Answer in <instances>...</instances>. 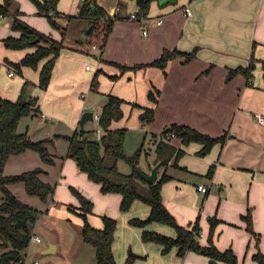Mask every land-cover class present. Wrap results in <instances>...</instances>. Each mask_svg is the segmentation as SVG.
Listing matches in <instances>:
<instances>
[{"label":"crops","instance_id":"obj_1","mask_svg":"<svg viewBox=\"0 0 264 264\" xmlns=\"http://www.w3.org/2000/svg\"><path fill=\"white\" fill-rule=\"evenodd\" d=\"M81 1L59 0L62 15L57 20L61 25L68 26L72 20L69 15L79 17ZM22 2L29 6L27 0ZM99 3L109 15L117 16L102 54L98 55L91 45L66 43L68 47L62 49L47 88L39 85L45 60L38 69L24 66L22 74L5 63V58L20 61L35 47H7L3 39L19 36L20 32L12 29L9 16L0 18V96L16 100L24 82H31L29 94L39 97L40 111L23 117L18 131L33 140L53 138L47 143L52 161L28 149L11 155L4 172L13 175L40 167L41 179L56 186L46 201L29 194L24 182L11 183L9 188L42 212L74 220L82 233L84 222L74 208L79 209L83 201L72 190L76 188L94 203L89 214L93 226L102 228L105 215L117 218L113 249L119 264L130 256L134 257L132 264H228L194 250L180 255L179 247L165 253L162 244L144 241V228L131 224L130 219L148 217L150 205L136 200L130 210L122 211V194L102 192L101 184L90 179L78 162L67 155L69 139L55 136L72 135L80 128L98 129L95 118L81 126L82 114L86 110L100 113L106 94L112 93L127 100L122 105L124 117L113 121V128L130 127L128 121L133 115L140 119L143 107L150 106L155 108L156 117L144 124L140 119L139 125L145 126L144 137L147 133L157 136L170 131L167 128L171 129L173 123L192 126L214 137L227 134L225 142L216 143L207 154L200 153L203 145L199 142L183 145L176 136L170 139L184 152L159 169V177L162 173L171 176L162 187L164 204L180 225L192 227L198 221L200 244L214 243L220 250L233 249L239 264H261L254 255L264 254V126L255 114L264 113V64L257 63L251 81L241 72L230 75V70L248 66L253 52L264 59V0H176L164 5L154 1L143 19L130 18L139 11L137 0H99ZM186 5L192 7V16L186 14ZM28 6L27 12L32 14L28 16L22 9L24 20L62 39V32L46 16L33 15L38 11L36 4ZM160 18L163 22L158 24ZM166 48L187 52L198 49L190 61L185 62L184 56L175 57L165 70L147 66L122 74L118 65L109 62L128 66L148 63L159 58ZM90 59L94 62L87 68ZM98 71V84L94 87L93 78ZM112 75L119 77L115 79ZM154 88L160 90L157 102L149 97ZM211 166L212 177L208 176ZM146 172H151L150 166ZM202 184L208 187L207 192L198 189ZM3 197L0 191V202ZM247 215L251 216L254 232L248 228ZM214 217L217 221L212 227ZM31 228L42 241L31 242L26 249L28 263L51 264L53 257L61 254L65 257L62 264H96V250L84 239L51 237L44 243L38 226L32 224ZM145 228L171 236L177 234L174 227L160 222H152ZM5 250L0 244V257ZM130 250L138 255H132ZM32 253L36 255L34 259H30Z\"/></svg>","mask_w":264,"mask_h":264},{"label":"trees","instance_id":"obj_2","mask_svg":"<svg viewBox=\"0 0 264 264\" xmlns=\"http://www.w3.org/2000/svg\"><path fill=\"white\" fill-rule=\"evenodd\" d=\"M16 0H0V18L12 16V27L20 32L19 36L10 35L3 39L5 45L12 49H24L35 47V50L27 53L20 61H12L5 58V63L18 74L23 73L24 66H30L38 69L42 61L45 60L40 71L39 85L47 88L50 84L54 67L61 55L62 49L68 47L65 38L68 34V26L61 25L57 17L61 16L58 10L59 0H32L38 7L40 14L45 15L50 23L62 32V39L41 31L22 18L20 10H13ZM161 0H137L140 8L137 12L139 18L147 15L152 2ZM107 10L99 3V0H83L79 10V17L86 20L94 29L99 28L103 31L98 41L102 51L106 45L110 33L112 32L115 18H106ZM69 18L75 17L69 15ZM96 41L88 42L91 46ZM255 47V44H254ZM197 49L192 51H182L177 48L164 49L162 55L148 63H139L133 66L123 65L113 61L122 70V74L127 70H137L147 66L160 67L165 70L170 60L178 56H184L185 62L190 61L197 55ZM102 54V53H101ZM98 54V55H101ZM264 59H259L253 52L251 62L248 66H238L230 70V75L243 73L248 80L254 76L257 63ZM99 71L93 78V86L98 84ZM112 78H118L119 75H112ZM32 83L25 81L22 87L21 95L16 100H11L0 96V191L4 193L3 201L0 202V244L6 248L0 257V264H30L26 261L25 252L31 244L32 224H34L40 211L30 204L22 201L10 188L9 184L14 182H24L26 190L31 195H37L46 201L54 194L56 186L41 179L42 168L37 167L19 174L7 175L4 172L6 162L13 154L22 153L28 149L36 150L46 161H52V154L47 143L53 141V138L42 140H33L27 133L18 131L21 119L31 114H38L40 111L39 97L29 94ZM149 92V97L154 102L158 101L160 90L154 88ZM28 93L27 101H23V96ZM127 100L114 95L106 94V101L100 112L99 126L103 133L100 139L96 137L95 129H76L72 135H56L55 137H67L69 139L68 156L78 162L82 171L88 173L93 181L101 184V190L104 193L122 194L121 210L128 211L136 200L143 201L150 205L151 211L148 217H134L130 223L143 227L142 238L144 241H152L162 244L163 251L169 252L173 247H179V254L184 255L188 250H194L211 257L214 260L225 261L228 264H239L238 257L233 249L220 250L214 243L202 245L198 239L200 226L198 221L192 226L180 225L175 216L164 204L162 187L165 181L171 178L167 173H162L155 182L145 180L139 169L140 158L144 150V143L139 150L128 155L125 151V141L128 128H113L112 123L124 117L123 104ZM138 106L137 103H132ZM156 111L154 107L144 106L140 114L142 123H151L155 120ZM175 133L183 145H189L192 142H199L203 145L200 153L207 154L218 142H225L227 134L214 137L210 134L199 131L198 129L179 123L171 124L170 131L162 132V135ZM147 133L145 139H147ZM152 134V138L155 137ZM151 149H146L149 152ZM184 150L170 140H159L155 148L156 158L153 166L160 164V167L168 166L169 162L175 158V161L183 154ZM120 159L127 160L132 166L131 173H124L120 170L118 162ZM214 167L211 166L208 176L212 177ZM74 193L82 198V206L74 210L82 217L83 227L82 236L85 242L91 244L96 250V264H119L116 260L113 244L115 233L118 227V220L111 216H103L104 226L97 228L89 221V214L93 212L94 203L91 200L85 201L82 193L72 187ZM42 212V211H41ZM249 222L248 228L254 232L251 216L247 215ZM212 227L215 226L217 218H212ZM152 222H160L170 225L176 229V236L167 235L159 231L145 228ZM133 256L124 264H132ZM261 264H264V254L257 252L254 255Z\"/></svg>","mask_w":264,"mask_h":264},{"label":"rangeland","instance_id":"obj_3","mask_svg":"<svg viewBox=\"0 0 264 264\" xmlns=\"http://www.w3.org/2000/svg\"><path fill=\"white\" fill-rule=\"evenodd\" d=\"M27 3L29 4V6L31 5L35 7V3L32 0H27ZM27 6L28 5L25 2H22V0H19V1L16 0L13 10H20L22 13L21 15L22 18H23V15L25 14V11L28 16H31L32 13L27 12ZM22 9L25 11H23ZM39 14H40L39 11H37V13L33 12V15L35 16H38ZM40 15H43V14H40ZM74 16L75 17H72V20L68 22V36H67L66 43L71 44V45L80 43L82 45L84 44L85 46L90 45L88 44V42H90L91 40H94L97 43L100 40V37L102 36L103 31L100 30L99 28H96L94 29L92 34L90 33L88 34L86 31L90 27L89 23L80 17H76V15ZM9 17L10 19H12V22H13V17L12 16H9ZM93 62L94 60L90 59L89 61L86 62V65H93ZM139 121L140 119L136 118L134 115L130 119V121H128V124L130 127H128V131H127V136H126V141H125V151L128 155H133L139 150V148L144 143V150L140 158V167L143 171L146 172L148 170V167L154 164V160L156 158V153H155L156 146H154L150 141L151 140L150 138H152L151 133L147 136V139H145L144 131H143L145 126H142L141 124L139 125ZM146 149H151V150L148 153ZM118 164L122 172L124 173L132 172V166L127 160L120 159ZM87 198L90 199L89 197ZM87 198L83 196L84 200H86ZM33 225L38 226V231L44 237V243L49 242L51 237H57V239H63V238L74 239L76 237L77 238L79 237L80 239H83L82 233L79 230L80 226H78V223H76L74 220L63 218L62 215L58 216V215H53L51 213H47V211L45 212L40 211V215L37 221ZM68 247H70V245H68ZM34 256L36 257L35 253H32V257H30V259H34ZM63 258L65 257H62V255L59 254L53 257L51 264H62Z\"/></svg>","mask_w":264,"mask_h":264},{"label":"built area","instance_id":"obj_4","mask_svg":"<svg viewBox=\"0 0 264 264\" xmlns=\"http://www.w3.org/2000/svg\"><path fill=\"white\" fill-rule=\"evenodd\" d=\"M83 1V0H82ZM184 10H185V12H186V14L188 15V16H192L193 15V9H192V7L190 6V5H186L185 7H184ZM116 17V14H113V15H109V14H107L106 15V18H108V19H110V18H115ZM146 17V15H143L141 18L143 19V18H145ZM130 18H132V19H139V17H138V15H137V13H132L131 14V16H130ZM163 22V19L162 18H160L159 20H158V24H161ZM144 33L145 34H147L148 33V30L147 29H145L144 30ZM93 48L97 51V54H101L102 53V49H101V47L98 45V44H93ZM87 68H90V65H87ZM14 73V71L11 69L10 70V74L12 75ZM256 115V119L258 120V122L260 123V124H262L263 126H264V113H261V112H258V113H256L255 114ZM94 118L98 121V123H99V120H100V113H96L95 114V116H94ZM102 133H103V131H102V129L99 127V129L97 130V132H96V137L98 138V139H100L101 138V136H102ZM173 137H175V133H170V134H168V135H157V136H155V137H153L152 139H151V143L154 145V146H157V143L159 142V140H170V139H172ZM198 189L200 190V191H202V192H207V190H208V187L206 186V185H199L198 186ZM42 241V238L39 236V235H37V234H33L32 233V236H31V242H41ZM182 264H187V263H182Z\"/></svg>","mask_w":264,"mask_h":264},{"label":"water","instance_id":"obj_5","mask_svg":"<svg viewBox=\"0 0 264 264\" xmlns=\"http://www.w3.org/2000/svg\"><path fill=\"white\" fill-rule=\"evenodd\" d=\"M170 2H176V0H161L160 1V4L164 5V4H168ZM93 29V26L91 25L88 29H87V33L89 34L91 32V30ZM27 96H28V93H26L24 96H23V101H27ZM94 111L93 110H86L83 114H82V117H81V126H84L85 122L88 121V120H93L94 119ZM167 130H170V127L167 128ZM159 169H160V164H156L150 173H147L145 171H143L141 168L139 169L140 171V174L141 176L149 181V182H155L158 177H159ZM88 201V199H86ZM130 253L132 255H138L136 254L135 252H133L132 250H130Z\"/></svg>","mask_w":264,"mask_h":264}]
</instances>
